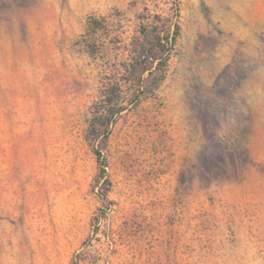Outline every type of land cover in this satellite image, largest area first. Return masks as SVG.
Wrapping results in <instances>:
<instances>
[{
    "label": "rangeland",
    "instance_id": "rangeland-1",
    "mask_svg": "<svg viewBox=\"0 0 264 264\" xmlns=\"http://www.w3.org/2000/svg\"><path fill=\"white\" fill-rule=\"evenodd\" d=\"M147 15L180 24L153 94L129 89ZM2 33L0 264H264V0H0Z\"/></svg>",
    "mask_w": 264,
    "mask_h": 264
},
{
    "label": "trees",
    "instance_id": "trees-1",
    "mask_svg": "<svg viewBox=\"0 0 264 264\" xmlns=\"http://www.w3.org/2000/svg\"><path fill=\"white\" fill-rule=\"evenodd\" d=\"M180 5L176 2L175 12L179 15ZM171 19L164 18L161 15H147L142 18L140 26V38L135 43L134 58L130 65L129 71L136 79L129 83V89H147L149 94H153L161 85L166 76V66L170 61L176 41L180 34V24L178 20L170 23ZM174 24V31H172ZM89 31L96 36L99 31L105 28L102 18L91 16L88 21ZM89 50L92 55L98 52V45L91 44ZM104 110L95 114L90 127L95 141H102L96 148L97 159L100 168L103 170L105 177V186L100 191L101 197L105 201H109L107 197L108 191L111 189L112 181L106 177V167L108 162L104 157V150L108 145L110 126L115 117L123 112L126 107L120 106L121 93L124 85L117 81L105 88ZM145 92V91H142ZM147 97V96H146ZM101 129H104L103 133Z\"/></svg>",
    "mask_w": 264,
    "mask_h": 264
},
{
    "label": "crops",
    "instance_id": "crops-1",
    "mask_svg": "<svg viewBox=\"0 0 264 264\" xmlns=\"http://www.w3.org/2000/svg\"><path fill=\"white\" fill-rule=\"evenodd\" d=\"M12 26H13L12 28L15 27L14 24H13ZM16 27H19V25L17 24ZM4 36H5V34L2 33V34H1V38H0V42H2V41H4V40L7 41L8 39L13 40V37H10V35H9L8 37H6V38H5Z\"/></svg>",
    "mask_w": 264,
    "mask_h": 264
}]
</instances>
